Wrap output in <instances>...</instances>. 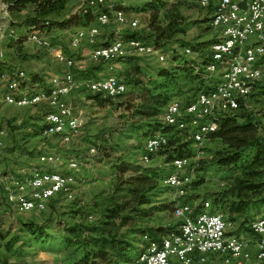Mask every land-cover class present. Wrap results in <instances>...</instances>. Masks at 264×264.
Instances as JSON below:
<instances>
[{"label":"rangeland","instance_id":"374dc122","mask_svg":"<svg viewBox=\"0 0 264 264\" xmlns=\"http://www.w3.org/2000/svg\"><path fill=\"white\" fill-rule=\"evenodd\" d=\"M88 1L72 0L61 16H52L47 19L66 22L64 27L53 28L47 32L39 30L35 32L49 36L62 32L63 35L59 38L66 46L65 55L73 59L83 55L80 60L87 62L86 69L81 71L83 77L89 76V79L96 80L112 74L125 82L128 91L119 98L107 99L103 98L102 94H92L85 89L79 90L71 100L75 106L73 109L75 116L81 118L85 124L79 136L69 145L62 144L58 138L43 139L40 136L42 121L45 120L48 112L45 103L37 107L22 109L7 107L0 103V129L8 133V144H6V149L0 153V177L11 173L22 174L24 169L45 167V165H39V156L54 155V148L63 153V159L71 158V160L77 159L83 162L86 165L83 169L87 170L85 172L86 183L82 184L83 191L76 192L73 199L60 196L50 204L45 212L0 218V264H70L75 258L80 257L83 252L75 246H69L67 241L76 238L77 235H73L74 230L95 224L102 216V212L109 204V198L115 194L117 185L122 179L126 181L131 176L137 175L132 168L155 170L160 175L157 190L152 193L153 207L155 206L157 211L153 210L148 216L138 220L135 228L174 231L180 225V220L175 216V209L178 205L189 203L193 208H198L204 202L211 201L214 207L212 197H216L227 188L226 178H229L227 173L211 166L215 152L222 147L219 141H208L200 147H193L192 155L185 156L188 160L191 159L194 169L189 171L190 173L193 171V180L192 184L186 187L183 197L177 194L172 186L164 184L166 178L175 172L174 168L172 170L166 167V164H171L167 163L166 156L160 153L153 156L152 160H149V156L148 160H145L147 156H143L146 140L157 132L161 133L159 130L164 120V107L161 108L160 115L155 118H145L141 115L140 112L146 109L142 106L146 102L147 90L154 95L168 94L171 98L166 106H169L174 98L186 99L199 91L207 93L211 89L206 91V87L212 83H207L202 77L196 79L198 72H207L204 64L209 61V58L199 59L195 63L190 58L176 53V47H189L190 44H208V46H202L201 50H208L211 47L217 40V34L209 25L214 12L213 8L201 6L199 0H155L154 2L153 0H136L140 5H137L135 9L126 5L132 0H111L116 5L124 6L126 11L118 9L117 6L109 9L107 5H96L90 12L95 20L105 11L112 13L121 10L125 16L134 13L135 19H129V23L137 21L138 29L132 32L127 29L126 22L113 24L117 26L100 27L101 36L98 37L97 43L82 44L84 46H81L79 50L76 49L80 52L78 54L77 51L69 48L72 36L78 30H84L98 22L94 21V18L87 20L86 17L83 18L85 15L81 16V11ZM149 2L158 4L160 9H145L144 6ZM155 14H158L156 20L153 18ZM167 15L173 18L179 16V20L184 22L186 33L174 37L172 42L159 46L154 38L155 33L151 23L155 22L165 27L168 22ZM9 16L10 18H5V14L0 12V27L4 30L9 26L8 36H13L12 42L19 45L14 52V55L18 56L8 58L6 46L10 39L4 43L6 61L13 66H19L29 75V79L25 83L22 82L21 86L27 87L28 83H32L29 91L35 93L42 89L52 76L68 73L66 61L60 59L54 61L49 57L48 51L40 50L29 43L28 38L33 31L25 27V22L34 16L32 9L19 14L9 12ZM123 32L128 33L122 34ZM133 33L138 34L141 41L151 43L154 48L163 50L165 56L169 57V62L174 66L160 65L157 63V57H149L148 61L145 58L130 57V55H123V59L113 62V67H109L108 64L96 65L91 62L90 57L95 48L109 46L117 40L126 42L129 40L127 36ZM28 47L34 49L29 51ZM24 48H27V51H24ZM72 50L76 53H71ZM9 56H13L12 52ZM139 56L147 55L139 54ZM30 57H37V59L28 60ZM186 63H190L191 67H186ZM163 68H169L175 78L172 84L166 81L168 87L165 90L161 89V84L165 82V79L158 76L159 70ZM79 77L82 76L79 75ZM217 80L218 77L212 82ZM136 81L138 85L135 84ZM1 93L0 89V99ZM242 108L245 114H251L256 122L261 124L264 134V77L253 85L251 95L242 101ZM154 126H158V129H153ZM47 128L48 126L44 125V130ZM91 146L97 149L98 154L94 157L89 155ZM248 156L245 154L244 160H249ZM128 167L130 169L122 174L121 170ZM47 169L60 170L64 173V169L55 167H47ZM124 192L122 190L120 195L123 196ZM1 193L0 191V201H2ZM159 208L164 209L159 210ZM214 209L222 212L226 217L229 216L226 206L222 204L215 205ZM2 211V203H0V212ZM248 216L247 222H243L242 219L236 222L229 219L231 225L228 233L252 240L254 235L250 228L251 223L256 218L264 217V207L259 210L258 214L250 211ZM89 218H93L94 223L90 224ZM137 238L141 240V237ZM136 246L137 249L133 256L138 259L143 245L137 244ZM216 264L234 263L227 258H219Z\"/></svg>","mask_w":264,"mask_h":264},{"label":"built area","instance_id":"2783aa9c","mask_svg":"<svg viewBox=\"0 0 264 264\" xmlns=\"http://www.w3.org/2000/svg\"><path fill=\"white\" fill-rule=\"evenodd\" d=\"M207 1L209 8H213L210 28L217 34L216 39H223V47L208 50H197L194 46H178L176 53L197 62L202 58H214V65L207 72L198 75L209 84L211 95H200V91L189 98H174L171 106L164 108L163 125L170 128L168 132L161 131V137L145 146L143 156H157L166 150L173 138H181L182 142H192L194 147H200L208 142V136L218 129L220 116L235 115L241 109L242 101L251 95L253 85L257 82L259 72L252 65V56L264 55V0H199ZM96 5H107L109 9L116 4L111 0H89L81 11L82 15L89 14ZM0 12L5 18H10L7 4L0 0ZM121 22L127 23V29L136 32V26L129 23L127 16H120ZM113 25V21L96 22L94 25L78 30L71 38V47L79 49L82 44H96L100 36L99 28ZM0 27V89L2 91L0 103L7 107L30 108L37 107V101H27L25 105L10 103V96L32 93L27 87H13V80L29 76L19 66H13L6 61L4 43L13 40L8 36L7 29ZM14 28V27H13ZM3 31V33H1ZM7 31V33H5ZM33 31V38L29 43L40 50L50 51L52 57L66 61L68 73L55 75L38 91H46L45 107L56 110V117L42 121L40 136L43 139L58 138L64 145L72 144L79 136L84 121L79 117H70V109H75L71 100L80 89L88 90L92 94H102L103 98L116 99L125 95L127 85H121V78L96 79L79 82L75 70L77 62L69 58L61 49L54 48L49 35H39ZM128 31V30H127ZM128 32H123L126 34ZM18 35V34H17ZM248 41H261V49L247 50ZM123 55L138 56L149 61V57H157V63L165 67L174 66L169 57L158 53L157 50H147V56H139V44H116L114 47L100 46L92 51L90 60L96 65L108 64L123 59ZM218 80L212 82L213 79ZM196 100L194 111H187V102ZM214 120V129H205V121ZM44 125H52V132H44ZM8 133L0 135V153L6 149ZM97 149H89V155L94 157ZM39 165L64 169L63 177L43 178L42 174H32L29 171V182L18 183V174L10 175L9 181H0L2 192V212L0 218L6 219L15 215L42 213L47 211L50 204L62 196V186H69V180H76V188H69V196L73 199L77 192L80 178H84L86 169H75V162L63 159V153L54 148V155L39 156ZM167 168H177V176L164 184H173V190L181 197L185 195L186 187L192 184L194 169L190 160L183 164L167 165ZM24 171V170H23ZM189 172V173H188ZM28 193H35L33 205L25 212H18V202ZM175 216L180 220L179 227L171 231L160 240L152 241L148 238V246L140 251L136 264H216L219 258L229 259L234 264H264V217L256 218L251 223L252 240H246L237 235H230L229 220L222 212H206L205 202L198 208L189 203L176 207ZM89 223H94L89 218Z\"/></svg>","mask_w":264,"mask_h":264},{"label":"trees","instance_id":"16d2710c","mask_svg":"<svg viewBox=\"0 0 264 264\" xmlns=\"http://www.w3.org/2000/svg\"><path fill=\"white\" fill-rule=\"evenodd\" d=\"M3 1L7 4L11 14H19L27 9H32L34 16L26 20L25 27L47 32L53 28H62L67 24L66 22L47 19L52 16H61L72 0ZM153 2L147 3L144 6L145 9H160L158 4H153ZM116 6L118 9L126 11L124 6ZM157 15H153L155 20ZM84 17L88 20L94 18V15L89 13ZM176 17L167 15L168 22L165 27L159 26L155 22L154 24L151 23L155 33L154 38L159 46L163 43L172 42L174 37L186 33L184 22L179 20V16ZM127 37L129 39L141 38L135 33L129 34ZM190 45L197 50L203 49L202 46H208V44ZM185 65L191 67L190 63ZM184 72L187 73L188 70H184ZM158 76L165 79V82L161 84L162 90L168 87L167 82L171 84L175 82L173 73L169 68L159 70ZM199 77L196 75L197 80L200 79ZM135 84L138 85V81ZM208 90L209 88L206 89V91ZM170 98L168 94L154 95L150 90H147L146 102L142 106L146 109L140 112L141 115L145 118L159 116L161 108H165ZM191 101L193 100H189V102ZM244 111L241 104L240 111L235 115L220 116L218 129H215L214 133L208 136L209 141H219L222 146L220 150L215 152L211 166H215L221 171L224 170L229 177L226 178V190L212 198H214L216 206L220 204L226 206L229 215L227 219L235 222L238 219L247 222L250 211L258 214L259 210L264 207V134L261 124L256 122L255 117L251 114H245ZM214 128L215 121L212 129ZM153 129L157 130L158 126H154ZM169 130L170 128L162 123L159 132H168ZM193 147L192 142H182L181 138L176 137L171 140L169 147L161 153L166 156L167 163H171L167 165H172L176 160L192 155ZM245 154L249 155V160H244ZM129 169V167L123 168L121 173L123 174ZM132 169L137 175L131 176L126 181L122 179L117 185L115 194L109 198L108 206L95 224L84 229L74 230L73 235H77L76 238L68 240L67 243L69 246L80 249L83 254L75 258L70 264H136L137 259L133 255L137 249V244L146 247L148 242L145 238L156 241L171 232V230L158 231L135 228L138 220L148 216L153 210L157 211V208L153 207L152 193L157 190L160 175L155 170ZM171 169L173 170V168ZM122 190L125 191L123 196L120 195ZM163 209L159 208V210ZM123 230L125 232H122ZM137 237H141V240Z\"/></svg>","mask_w":264,"mask_h":264},{"label":"bare ground","instance_id":"6f19581e","mask_svg":"<svg viewBox=\"0 0 264 264\" xmlns=\"http://www.w3.org/2000/svg\"><path fill=\"white\" fill-rule=\"evenodd\" d=\"M200 5L203 7L208 8L209 3L207 1H200ZM120 16H125L124 12L121 10L114 11L112 13L110 12H103L97 17V21H106L108 19H111L113 21V24H117L121 22ZM133 26H136V29H138V22L134 21L132 22ZM40 35V34H39ZM33 38V34L30 35L28 38V41ZM139 44V54L147 55V50H157L158 53H161L162 55H165L163 50H158L152 46L151 43L141 41L139 38H131L129 40L122 41L117 40L113 42L111 45L106 47H114L116 44ZM216 47H223V39H217L216 40ZM213 48V44L209 49ZM254 49H261V41H248L247 42V50H254ZM214 65V58H209V61H206L204 64V68L206 70H210V67ZM252 65H257V69H264V55L261 56L259 61V56H252ZM68 67V64H67ZM116 76L110 75L104 79H111ZM264 77V70L262 72L258 73L257 81H260ZM27 78H20V79H14L13 80V87H23L21 86V83H25ZM121 85H126L125 82L121 80ZM200 95H211V89L207 93H200ZM42 98H46V91H38L35 93H29V94H19L17 96H10V103H17L18 105H25L27 101H37V105L45 103V100H41ZM172 103L169 105L171 106ZM194 107H196V100H193L189 103H187V111H194ZM56 117V110H48L45 120H52ZM70 117H76L74 110L70 109ZM214 124V120H206L205 121V129H212ZM48 128L44 130V132H52V125H47ZM6 134V131L4 129H0V135ZM156 137H161V133H156L146 140V146H148L149 143H152L156 140ZM145 160H148V156L145 157ZM72 162H75V169H83L84 166H86L83 162L72 159ZM186 161H188L187 158H181L176 160L172 165L175 164H183ZM32 170V174H42L43 178H51V177H63L64 173H62L60 170H53V169H47L45 167L43 168H29L28 170L22 171V174H18V183H27L29 182V171ZM10 175L14 174H6L4 176L0 177V181H9ZM177 176V168H175V172L168 176L165 181H172ZM169 186L173 187V184H167ZM69 188H76V180H69V186H62V196H69ZM35 200V193H28V195L25 198H21L18 202V212H25L26 208L28 206L33 205V202ZM206 212H212L213 205L211 201H206Z\"/></svg>","mask_w":264,"mask_h":264},{"label":"crops","instance_id":"0c3cea01","mask_svg":"<svg viewBox=\"0 0 264 264\" xmlns=\"http://www.w3.org/2000/svg\"><path fill=\"white\" fill-rule=\"evenodd\" d=\"M70 3H72V2H70ZM70 3L67 5V7L70 5ZM142 3V2H141ZM126 5L127 6H129V7H134V9H135V7H137V5H140V3L138 2V1H136V0H132L131 2H128V3H126ZM134 12V11H133ZM131 14V16H129ZM130 14H128L127 16H128V18L129 19H131V20H133V19H135V17L133 16L134 15V13H130ZM94 21H96L95 20V18H94ZM92 26V25H91ZM60 35H63V33L62 32H56V33H54V34H52V36H50L49 38H50V40H51V43H52V45H53V47L54 48H57V49H61L62 50V52L63 53H67V50L65 49V44H63V42H62V40L59 38V36ZM100 36H101V32H100ZM58 37V38H57ZM84 44H88V43H84ZM70 46H69V48H70V50L71 49H73V50H75V51H77L76 49H74V48H72L71 47V42H70V44H69ZM17 46H19V45H17V43H15V42H12L11 40H10V42H9V44H7V46H6V48H7V57L8 58H13L14 56H18V55H14V52H15V50L17 49ZM82 46H84V45H82ZM29 48V51L30 50H33L34 48H32V47H28ZM72 50V51H73ZM79 50V49H78ZM24 51H27V48H24ZM71 51V53H76L75 51H73L72 52ZM11 52H12V57H10L9 55L11 54ZM78 52V54L80 53L79 51H77ZM49 53V57L52 59V60H56L55 58H53L52 57V54H51V52L49 51L48 52ZM65 53V54H66ZM83 57V55H81V56H79V57H74V59H76L77 58V60H75L76 62H77V67H78V71H77V69L75 70V75H77L76 76V79L78 80V81H80L81 83H83V82H87V81H90L91 79H89V76H85V77H83V75H82V73H81V71L82 70H84V69H86V67H87V62L85 61V60H80V58H82ZM37 59V57H34V58H32V57H30V58H28V60H36ZM19 62L21 63V61L19 60ZM25 63V62H24ZM94 72V71H93ZM92 72V73H93ZM81 73V74H80ZM87 74V73H86ZM79 75L80 76H82V77H79ZM88 75H89V73H88ZM110 75H112V74H110ZM110 75H108V76H110ZM93 77V76H92ZM105 78V77H104ZM83 89V88H82ZM81 90V89H80ZM78 92V91H77ZM76 92V93H77ZM75 93V94H76ZM87 170H85V172H86ZM85 172H84V178H80L79 180H78V184H77V192H82L83 191V188H84V186H82V184H85L86 183V180H85ZM2 200V199H1ZM0 203H2V201H0ZM212 212H219V211H216L215 209H214V207H213V210H211ZM79 217V216H78Z\"/></svg>","mask_w":264,"mask_h":264}]
</instances>
